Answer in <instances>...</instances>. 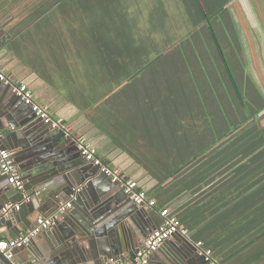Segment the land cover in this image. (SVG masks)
<instances>
[{"label": "crops", "instance_id": "crops-1", "mask_svg": "<svg viewBox=\"0 0 264 264\" xmlns=\"http://www.w3.org/2000/svg\"><path fill=\"white\" fill-rule=\"evenodd\" d=\"M79 1L83 11L89 9L96 11V33H98L99 40L101 34L107 36L108 39L115 38L117 34L115 23L124 18L131 23L133 28L130 34L134 39V53H137L138 49V52L146 51L150 54L176 53V55H171L157 63H163L170 59L171 66L177 63L183 65L189 63L193 69L208 67L214 70L219 68L225 70L227 62L230 69L238 70L242 79L251 78L264 93V0ZM71 3V0H68V7L72 6ZM59 6L57 5L55 8H59ZM20 20L21 18H16L13 22L18 23ZM63 20L66 19L60 21ZM42 24L37 21L31 26V29L18 30L13 36L7 31L9 26L6 25L5 28L0 23V27L6 32V34L0 32V66L12 78L26 82L32 89L36 100L47 106L54 117L64 119L70 132V135L67 134L68 136L65 137L75 141L74 147L80 155L79 160L84 164L85 172H94L96 165L88 162L80 154L75 140L76 136L84 137L96 148L98 156L105 163L119 169L129 178L137 180L150 193V196L154 194L158 178L150 174L144 166L159 165L156 170L165 172L168 171L167 166L170 164L187 163L195 153H198V148L203 147L208 150L214 147L212 143H205L211 141L213 133L211 127L214 125L215 128L217 127L219 96L216 90L202 93L193 91L192 95H188L193 106L190 102V106L173 109L168 115L164 110L166 108L152 106L163 104V99L167 98L164 87L166 79L163 75H157L154 83L156 90L152 87L151 89L154 91L150 93L146 85L143 103L139 105V108L128 107L127 100H124L123 96L121 98V94L113 98L115 106L109 97L121 86H116L115 91L105 94V80H101V71L102 75L106 73L104 71L107 66L105 55H101L98 50L95 51L89 47L73 45L65 24L63 26L66 28L62 32V36L59 35L61 42L54 35L55 31L50 28L47 37L44 38ZM30 31L31 34H29ZM5 36L6 40L3 42ZM10 43H15L14 52L8 48ZM180 46L183 47V50L179 49ZM187 52L195 53L194 62H186ZM93 53L98 54L100 62L97 61V56ZM222 54H224L225 61L222 59ZM175 58L181 63L176 62ZM151 68L146 69L142 76L148 75ZM209 76H212L215 85L231 83L228 73L220 76L219 73L212 71ZM147 81L146 79V83L150 80ZM158 91L162 92L157 93ZM178 97L183 99L186 95L178 94ZM226 97L228 95H224L227 102ZM123 104L122 114H117V109H114L116 116L109 115L111 108ZM204 104L208 106V109L202 108ZM206 118H209V121ZM212 118H214L213 124H211ZM36 121L39 122L38 126L34 128L36 132L44 131V128L47 127L53 128L39 117H36ZM134 126L139 128L134 130ZM203 132L208 134V140L202 141L203 136H198ZM1 137L2 131H0V140ZM202 144L205 145L202 146ZM14 160L16 162V158ZM16 164L23 176L19 164L17 162ZM99 174L101 175V171ZM231 177L230 172L216 176L214 182L202 184L200 186L203 187L197 190L185 191L171 199L172 201L166 207L170 208L179 220H184L183 226L192 230L189 232L190 237L191 234L196 235L200 240L196 241L191 237L192 241L201 242L203 250L211 251L212 249L217 260L226 259V264H264V236L245 247L246 240H249L248 235L241 233L242 231H235L237 228L242 229L241 224L250 216V213L259 212L258 205L250 204V192L242 196V199L246 200L245 202L231 201L226 205L210 203L209 208L200 209L210 200L216 202L218 197L222 196L221 202L224 203L229 196H232L230 188L233 183H228V186L225 184L227 190L225 189L226 191L221 194H218V189L215 188L220 186L222 181H227ZM92 180L83 183V191H86L84 197L87 199H92V195L101 190V183L93 185ZM169 180H173V178ZM89 182L93 186L87 187ZM24 185L31 187L34 186V183L25 181ZM109 185L111 183L106 180L102 183V188ZM11 187L13 188L11 190L13 202L10 204L22 205L21 210L13 212L14 216L11 219L13 227L21 229L24 219L27 218L33 228L39 217H52L57 213V204L55 203L50 205V209L45 213L46 216L39 215L40 212L35 211V206H33L34 201H20L21 193L14 192L15 188ZM94 189L95 192L92 193L91 191ZM27 193L28 196H33V199L37 195L46 196L44 192L38 193L34 190H28ZM72 207L68 209H72ZM155 209L160 214V208L156 207ZM215 209L217 210L214 214L203 217V213H209ZM7 220L0 222V239L19 237L8 229ZM158 222L162 224L160 219ZM247 224L250 226V221ZM51 229L34 236L33 240L31 239V248L27 245L18 250L14 249V263L32 264L34 262L32 261L33 250H35L40 258L36 262L37 264H58L56 260L50 261L45 249L44 242H47L44 235L49 233L53 235ZM27 232L22 230L21 235ZM150 233L151 231L147 237ZM170 240L172 243L165 242L156 254L157 259L151 260V263L162 264L166 257L173 256L180 244L175 236ZM203 243L210 246L211 249H206ZM96 247L99 251L101 249L112 251L111 241L108 238L103 239L102 244L101 241L98 242ZM126 256L129 260V253ZM119 261L123 260L112 259L104 264H115Z\"/></svg>", "mask_w": 264, "mask_h": 264}, {"label": "trees", "instance_id": "trees-1", "mask_svg": "<svg viewBox=\"0 0 264 264\" xmlns=\"http://www.w3.org/2000/svg\"><path fill=\"white\" fill-rule=\"evenodd\" d=\"M71 2L72 6L68 7V0H0V23L5 28L8 25L7 31L15 36L18 30L31 29L33 24L40 21L43 23V37H47L50 28L55 31L54 35L57 36L60 42L62 41L60 36H62L64 28L67 27L73 45L89 47L95 51L98 50L101 55H105L107 66L104 71L107 74L102 75L101 71V80H105V94L115 91L116 86H121L115 93L113 92L114 94L109 97V100L114 104L113 98L116 95L121 94L122 97V93H127L130 99L137 95L138 105L142 104L143 96L140 92L135 94L134 81L137 77L142 76L146 69L157 64L160 60L176 55V53L150 54L146 51L138 52L139 49L137 53H134V39L130 34L133 28L131 23L124 18L117 20L115 23L117 28L115 38L108 39L107 36L101 34L99 40L98 33H96V11L94 9L83 11L79 0H71ZM57 5H60L59 8H55ZM190 6L192 7V5ZM69 14L71 16H68ZM16 18H21V20L14 23L13 21ZM62 19L66 20L60 21ZM64 24L66 27L63 26ZM29 34H31V31ZM8 48L14 52L15 43H10ZM93 54L97 56V61L100 62L98 54ZM185 58L186 62H194L195 53L187 52ZM222 59L225 61L224 54H222ZM174 60L180 62L177 58ZM180 65L181 67H176L174 70V80H169L163 74L166 79L164 87L168 99L164 98L163 104L152 106L164 107L166 108L164 110L170 115L173 109L190 106L191 98L188 95H192L193 91L202 93L216 90L219 96L217 127L215 128V125L211 127L213 129L211 141L205 143H212L214 147L207 150L203 149L202 146L205 144H202V148H198V153H195L187 163L170 164L167 166L168 171L165 172L156 170L159 165L144 166L150 174L158 178V184L151 197L157 200V207L164 208L172 201L171 199L178 197L185 191L197 190L203 187L200 186L202 184L206 185L214 182L216 176L230 172L233 179L231 177L227 181H222L223 183L221 182V185L215 188L218 189V194H221L227 190L225 184L228 186V183H233L230 188L232 196H229L224 203L221 202L222 196L218 197L216 202L210 200L200 209L209 208L210 203L212 205H226L230 204L231 201L245 202L246 200L242 199V196L250 192V204L258 205L259 212L250 213V216L241 224L242 229L237 228L235 230L248 235L249 240H246L247 244L245 246L247 247V245L264 236V93L251 78L242 79L238 70L230 69L227 62L225 70L220 68L214 70L208 67L193 69L189 63L187 65L181 63ZM212 71L219 73L220 76L228 73L231 83L213 84V79L209 76ZM178 94L186 95V97L181 99ZM224 95H228L227 102ZM159 102L161 103V101ZM202 108L208 109V106L204 104ZM114 109H117V114H122L124 104L111 108L109 111L110 116H116ZM206 119L209 121V118ZM213 119L211 124L214 123ZM119 120H121L120 117ZM133 128L136 130L139 127L134 126ZM207 135L203 132L198 136H203L201 140L205 141L209 139ZM194 161L198 162L195 163ZM170 178H173V180H169ZM180 181L182 182L180 183ZM217 209L209 213H203V217L214 214ZM249 221L250 226L247 224ZM180 222L182 225L184 224V220H180ZM186 229L189 232L192 231ZM191 237L196 241H200L196 235L191 234ZM203 246L206 249H211L210 246L204 243ZM212 257L218 264H226V259H216L214 251H212Z\"/></svg>", "mask_w": 264, "mask_h": 264}, {"label": "water", "instance_id": "water-1", "mask_svg": "<svg viewBox=\"0 0 264 264\" xmlns=\"http://www.w3.org/2000/svg\"><path fill=\"white\" fill-rule=\"evenodd\" d=\"M0 32L6 34L1 27ZM5 40L6 36L2 41ZM36 117L30 105L18 98L10 86L0 82V151H12L24 174V183H34L31 187L24 185L23 190L15 188L14 192L21 193L20 201H34L35 211L43 216H46L51 204L56 203L58 211L62 204L75 195L72 209L61 213L52 225L53 235H44L50 261L56 260L58 264H104L112 259L128 260V253L129 260L133 261L147 234L161 225L159 219L164 221L161 214L155 208L149 210L146 206L136 204L124 193L119 183L113 182L105 173L99 174V166H95L94 172H85L84 164L79 160L80 155L74 147L75 141L65 137L67 133L61 129L47 127L44 131L36 132L34 128L39 123ZM89 180H92L93 185L101 183L100 191H91L94 193L92 199L84 197L86 191H83V183ZM106 180L111 185L102 188V183ZM93 185L89 182L87 187ZM79 188L81 190L77 191ZM12 189L8 177L2 175L0 222L8 219V229L21 236L22 230L29 231L31 222L26 218L21 224L22 228L17 229L11 221L14 211L8 216L2 215L5 205L13 202ZM28 190L44 192L47 198L37 195L33 199V196L27 195ZM26 196L29 197L28 200L25 199ZM21 209L22 205L19 210ZM51 237L55 239L52 240ZM105 238L111 241L112 253L108 249L99 251L96 247ZM175 238L180 247L173 256L166 257L162 264H217L207 258L202 253V248L196 246L191 239L180 234H176ZM166 242L172 243V240ZM30 243L31 241L27 245L31 248ZM18 249L20 248L15 250ZM157 252L151 256L149 264H153L151 260L157 259ZM33 254L32 261L37 264L39 254L35 250ZM0 261L15 264L1 249Z\"/></svg>", "mask_w": 264, "mask_h": 264}, {"label": "built area", "instance_id": "built-area-1", "mask_svg": "<svg viewBox=\"0 0 264 264\" xmlns=\"http://www.w3.org/2000/svg\"><path fill=\"white\" fill-rule=\"evenodd\" d=\"M0 82L10 86L18 98L31 106L37 117L51 125L53 128L64 130L68 135H70L64 119L54 117L47 106L36 100L32 89L26 82L12 78L1 68V66ZM75 140L80 154L84 156L88 162L99 166L100 171L108 175L113 182L119 183L124 193L127 194L136 204L149 208L157 207V200L152 198L148 191L140 186V183L137 180L129 178L119 169L113 168L105 163L103 159L98 156L96 148L84 137L76 136ZM0 174L8 177L11 186L18 190H23L25 183L22 173L14 160L12 152L7 149L0 151ZM77 191H80V188ZM25 199L28 200L29 197L26 196ZM74 200L75 195L71 196L70 200L62 204L59 211H57V213L52 217H39L36 225L26 234L17 238L0 240V249L5 252L8 259L14 260V249L27 245L34 236L50 229L59 215L66 209L72 207ZM19 209L20 204H7L2 209V215L8 216L12 211ZM160 214L164 221L158 228L151 231L144 244L139 248L135 259L133 261L123 260L115 264H149L151 256L158 251L167 240L176 234H180L191 239L189 231L181 224L177 215L174 214L170 208H160ZM196 246L201 247L202 243L197 242ZM202 253H204L207 258L217 263L212 259L210 250L202 249ZM0 264L5 263L0 261Z\"/></svg>", "mask_w": 264, "mask_h": 264}, {"label": "rangeland", "instance_id": "rangeland-1", "mask_svg": "<svg viewBox=\"0 0 264 264\" xmlns=\"http://www.w3.org/2000/svg\"><path fill=\"white\" fill-rule=\"evenodd\" d=\"M191 42H192V40H191ZM193 45H194V43H193ZM179 49L183 50V47L180 46ZM169 61H171V60L167 59L163 63H157V64L151 66L152 68H151V70H150L148 75H143V76H140L139 78H137L134 81L135 85L133 86V88H134V90L136 92L135 94L140 92V94L142 96L145 95V87H146V85L148 86V92H150V93L152 92L153 93V91L156 90V86L154 85V83H155V78H156L157 75H159V76L161 75L162 76L164 74L165 76H167V78L169 80H174L175 79L174 70L176 68L174 66H179L180 67V64H174L173 66H171ZM194 66H195V63H194ZM200 68H202V67H200ZM210 77L212 78V76H210ZM146 79L148 81L149 80L150 81L149 82L147 81L148 83H146ZM152 87H153L154 90L151 89ZM157 93H159V91ZM122 96H124V100H127L126 104H128V102H130L128 107H130V108H139L137 95H135V97H133V99H130V96H128L127 93H122ZM226 99H228V97H226Z\"/></svg>", "mask_w": 264, "mask_h": 264}]
</instances>
